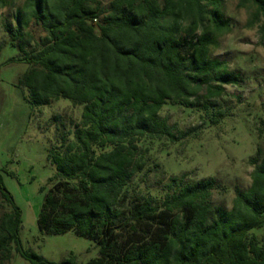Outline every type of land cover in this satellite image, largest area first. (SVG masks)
I'll return each mask as SVG.
<instances>
[{"label": "trees", "instance_id": "1", "mask_svg": "<svg viewBox=\"0 0 264 264\" xmlns=\"http://www.w3.org/2000/svg\"><path fill=\"white\" fill-rule=\"evenodd\" d=\"M219 2H29V16L45 34L27 52L31 37L23 40L17 29L12 40L22 56L8 60L29 66L18 80L27 103L39 108L65 99L82 106L79 121L48 152L55 174L37 229L93 240L98 256L85 264H264V246L248 236L264 226V159L253 163L250 187L236 192L228 210L210 201L213 179L170 178L160 204L132 188L148 167L149 144L191 134L159 117L168 102L189 107L201 100L207 109L223 85L241 81L208 55L221 28ZM239 2L254 8L248 26L261 21L264 30V0ZM2 173L13 176L0 170V199L8 207L0 217V264L14 254L30 264H77L72 254L54 263L22 248L21 210Z\"/></svg>", "mask_w": 264, "mask_h": 264}, {"label": "rangeland", "instance_id": "2", "mask_svg": "<svg viewBox=\"0 0 264 264\" xmlns=\"http://www.w3.org/2000/svg\"><path fill=\"white\" fill-rule=\"evenodd\" d=\"M108 8L111 0H98ZM240 0H220L218 19L220 30L209 46L211 59L222 62L238 73L236 85H223L224 93L211 98L208 107L193 100L189 107L168 102L159 112L175 131L191 134L180 142L166 140L147 145V169L132 181L137 195L151 197L160 204L170 178L184 182L214 180L210 201L214 206L230 209L237 191L251 185L254 162L264 159V30L261 21L248 26L254 8L240 5ZM31 0H0V170L6 189L21 210L20 242L24 250L44 259L60 263L70 254L77 264H85L98 256L93 240L69 231L59 235L41 234L37 217L48 180L54 167L47 159L49 150L61 144L60 135L73 129L80 119L82 106L65 99L52 100L49 105L32 108L26 101V91L18 85L20 76L28 69L18 59L22 53L12 37L17 29L34 49V41L45 32L29 16ZM208 6V10H212ZM186 23L183 24L185 26ZM200 31H198L199 33ZM217 85V84H216ZM67 136V135H66ZM71 138L70 136H68ZM8 207L0 199V217ZM264 246V226L249 232ZM3 264H30L14 254Z\"/></svg>", "mask_w": 264, "mask_h": 264}]
</instances>
